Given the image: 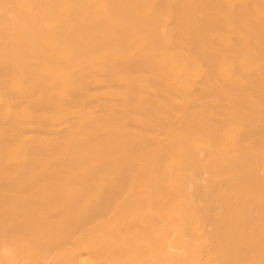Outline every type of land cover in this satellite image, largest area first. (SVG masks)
Returning a JSON list of instances; mask_svg holds the SVG:
<instances>
[{
    "label": "bare ground",
    "instance_id": "1",
    "mask_svg": "<svg viewBox=\"0 0 264 264\" xmlns=\"http://www.w3.org/2000/svg\"><path fill=\"white\" fill-rule=\"evenodd\" d=\"M0 264H264V0H0Z\"/></svg>",
    "mask_w": 264,
    "mask_h": 264
}]
</instances>
